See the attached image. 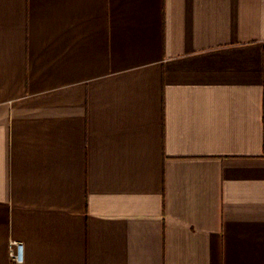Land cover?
Returning <instances> with one entry per match:
<instances>
[{
    "label": "crops",
    "instance_id": "obj_1",
    "mask_svg": "<svg viewBox=\"0 0 264 264\" xmlns=\"http://www.w3.org/2000/svg\"><path fill=\"white\" fill-rule=\"evenodd\" d=\"M0 264H264V0H0Z\"/></svg>",
    "mask_w": 264,
    "mask_h": 264
},
{
    "label": "built area",
    "instance_id": "obj_2",
    "mask_svg": "<svg viewBox=\"0 0 264 264\" xmlns=\"http://www.w3.org/2000/svg\"><path fill=\"white\" fill-rule=\"evenodd\" d=\"M10 256L12 258V260L14 261V263H20L22 260V245L19 242H11L10 243Z\"/></svg>",
    "mask_w": 264,
    "mask_h": 264
}]
</instances>
